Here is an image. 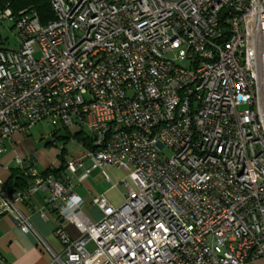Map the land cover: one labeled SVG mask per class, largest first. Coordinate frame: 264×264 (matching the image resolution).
Returning a JSON list of instances; mask_svg holds the SVG:
<instances>
[{
  "label": "built area",
  "instance_id": "built-area-1",
  "mask_svg": "<svg viewBox=\"0 0 264 264\" xmlns=\"http://www.w3.org/2000/svg\"><path fill=\"white\" fill-rule=\"evenodd\" d=\"M49 4L46 25L32 9L2 10L19 46L0 48V155L4 141L40 123L84 133L89 145L68 140L83 154L64 157L61 178L30 167L32 183L10 194L0 181V216L46 192L63 247V258L44 247L49 264L263 258L264 0ZM106 166L126 172L123 201L114 207L97 194L90 205L100 217L92 221L69 179L81 183Z\"/></svg>",
  "mask_w": 264,
  "mask_h": 264
},
{
  "label": "crops",
  "instance_id": "crops-1",
  "mask_svg": "<svg viewBox=\"0 0 264 264\" xmlns=\"http://www.w3.org/2000/svg\"><path fill=\"white\" fill-rule=\"evenodd\" d=\"M30 129L27 135L15 134L8 141L3 142L5 151L0 155V181L3 183V187L11 178L12 172L16 170L23 172L24 169L28 170V168L33 167L38 172H43L49 169H57L60 165V151L56 147V142L52 145L51 140H53L52 135L54 133L56 136H60L64 130L55 128L50 133L51 140L44 146H40L32 141L31 131L33 127ZM59 143L63 144L62 142ZM64 147L63 144L65 151ZM82 152L81 149V152L73 151L71 153L80 156L83 154ZM17 158L22 161L21 165H16L15 159ZM89 165V161L85 160L82 167L89 169ZM80 172L78 171L77 175ZM23 173L27 175L28 171ZM116 173L123 174L121 179L126 176L124 170L106 166L103 170L97 168L90 170L81 183L76 182L75 177L71 178L74 182L72 193L81 199L80 211L88 219L97 221L100 217L99 211L90 205L91 199L97 194H104L110 205L114 207H118L119 203H122V196L125 191H123L124 189L121 191V185L112 183L110 179V175ZM104 175L108 177L109 181L104 179ZM28 180L32 183L34 179L29 177ZM115 184L117 186L112 187ZM46 198V192L37 191L22 202L14 203V211L6 212L0 216V264H49L51 257L47 250L63 258V247L53 234L60 224L58 215L56 209L45 202ZM21 219H25L29 224V231L20 230L19 221ZM62 227L72 239L79 236L74 225L63 223ZM44 247H47V250ZM88 247L91 249L93 246L89 244ZM255 264H264V257L256 261Z\"/></svg>",
  "mask_w": 264,
  "mask_h": 264
},
{
  "label": "trees",
  "instance_id": "trees-1",
  "mask_svg": "<svg viewBox=\"0 0 264 264\" xmlns=\"http://www.w3.org/2000/svg\"><path fill=\"white\" fill-rule=\"evenodd\" d=\"M0 10H9L13 16H18L20 11H23L24 9H32L36 12L37 17L39 19V23L41 25H46L48 21L53 20V14L50 9L49 0H0ZM52 141L62 142L65 144L66 142H69L68 140L73 138L77 141H85V146L88 147V136L84 133H76L72 136L68 135L66 131L62 132V135L56 136L54 133ZM64 150L61 149L60 151V157L59 162L60 165L57 167V169H49L43 172H39L41 176L45 175H53L56 178H61L63 175V164H64ZM29 170V169H28ZM27 169H24L23 172H27ZM22 171L16 170L12 172L11 178L4 184L3 190L6 193H14L18 191L25 190L30 182L29 175H25ZM29 176V177H28Z\"/></svg>",
  "mask_w": 264,
  "mask_h": 264
},
{
  "label": "rangeland",
  "instance_id": "rangeland-1",
  "mask_svg": "<svg viewBox=\"0 0 264 264\" xmlns=\"http://www.w3.org/2000/svg\"><path fill=\"white\" fill-rule=\"evenodd\" d=\"M15 35H16V33L14 30V24L12 23L11 20H9L7 18H2V11L0 10V48L10 49V50H14V49L18 48L19 41H18L17 37H15ZM52 127L53 126H49L47 124H42V125L39 124L37 126H34L33 130L31 131V137L33 139L32 141L35 143H38L40 146H44L47 142H49V140H51L50 133H51V131L54 130V128H52ZM56 129H58V128H56ZM62 131H63V129H62ZM60 144L61 143L56 141V147L58 150H59ZM64 146H65L64 147L65 151L63 153L64 157H67L73 151L81 152V149L79 147L73 145L72 143L66 142V144H64ZM122 176H123V174H121V173H116L115 175L111 174L110 179L112 180V183H118ZM69 180L71 182L72 189H73L74 188V182H73V180H71V178ZM102 182H103V180H102ZM120 189L122 191L123 188L120 186Z\"/></svg>",
  "mask_w": 264,
  "mask_h": 264
}]
</instances>
